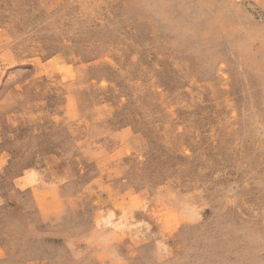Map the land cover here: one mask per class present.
I'll return each mask as SVG.
<instances>
[{
    "label": "rangeland",
    "instance_id": "rangeland-1",
    "mask_svg": "<svg viewBox=\"0 0 264 264\" xmlns=\"http://www.w3.org/2000/svg\"><path fill=\"white\" fill-rule=\"evenodd\" d=\"M0 264H264V0H0Z\"/></svg>",
    "mask_w": 264,
    "mask_h": 264
}]
</instances>
